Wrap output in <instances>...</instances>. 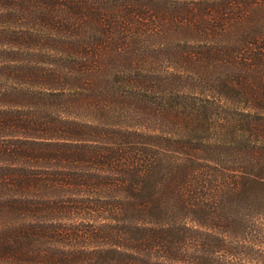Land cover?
<instances>
[{"label":"trees","instance_id":"16d2710c","mask_svg":"<svg viewBox=\"0 0 264 264\" xmlns=\"http://www.w3.org/2000/svg\"><path fill=\"white\" fill-rule=\"evenodd\" d=\"M0 264H264V0H0Z\"/></svg>","mask_w":264,"mask_h":264},{"label":"rangeland","instance_id":"374dc122","mask_svg":"<svg viewBox=\"0 0 264 264\" xmlns=\"http://www.w3.org/2000/svg\"><path fill=\"white\" fill-rule=\"evenodd\" d=\"M156 25H158V24H156ZM148 26H149V25H148ZM156 27H157V26H154V25H153V27L151 28V30L154 32L155 30L159 31V29H160V30L164 29V28H160V27H157V29H155ZM170 27H171V26H170ZM174 31H176V30H174ZM177 34H178V35H170L169 38L177 39V38L182 37L180 33H177Z\"/></svg>","mask_w":264,"mask_h":264}]
</instances>
